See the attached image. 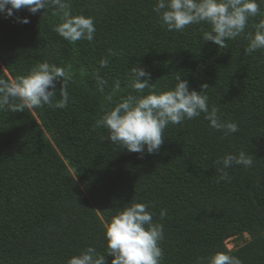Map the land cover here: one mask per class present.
<instances>
[{
    "label": "trees",
    "instance_id": "1",
    "mask_svg": "<svg viewBox=\"0 0 264 264\" xmlns=\"http://www.w3.org/2000/svg\"><path fill=\"white\" fill-rule=\"evenodd\" d=\"M155 3L71 0L74 16L94 17L91 42L59 36L51 8L17 11L27 24L0 14V78L15 80L44 61L71 78L64 109L0 111V264H67L89 245L111 264L105 228L131 202L148 203L164 227L161 264H209L218 252L264 264V49L244 52L246 34L264 19V3L262 15L223 47L204 41L211 30L205 23L168 31ZM105 58L108 66L101 67ZM137 67L159 91L174 88L177 75L190 90L207 84L209 108L217 106L221 120L236 122L239 131L224 137L202 113L169 124L155 154L112 144L95 124L136 94L129 75ZM241 150L253 166L233 165L225 170L230 179L220 180L217 159ZM230 238L244 243L229 250Z\"/></svg>",
    "mask_w": 264,
    "mask_h": 264
},
{
    "label": "clouds",
    "instance_id": "2",
    "mask_svg": "<svg viewBox=\"0 0 264 264\" xmlns=\"http://www.w3.org/2000/svg\"><path fill=\"white\" fill-rule=\"evenodd\" d=\"M260 3H264V0H259V3L258 0H156L153 11L168 31L184 32L193 24L210 25L211 30L203 33L204 41L223 47L226 40H235L245 33L250 18L262 15ZM22 8L32 15L51 8L52 14L60 19L53 30L70 43L94 40V17L74 16L71 0H0V14L5 18L14 17ZM15 19L18 23L30 22L28 17L15 16ZM252 27L255 31L246 34V54L264 49V19ZM108 63L106 58L102 59L100 66L107 67ZM70 79L63 67L48 61L37 63L26 75H20L15 80L0 78V111L18 112L26 108H43L45 105L64 109L70 99L67 90ZM150 80L151 74L145 68H133L129 81L136 94L129 93L96 121L95 128L106 129V139L112 144L128 152L155 154L164 144L163 133L169 124H181L202 113L209 121V126L223 132L224 137L239 131L236 122L221 120L217 106L209 108V97L205 91L209 88L207 84L201 85V91L194 88L190 90L189 82L177 75L174 88L159 91ZM58 82L61 84L60 99L54 101ZM100 83L104 85L107 81L100 79ZM145 89H149L147 94ZM216 164L222 165L218 168L221 174L219 179L228 181L230 178L226 169L233 165L250 168L254 160L241 150L238 154L229 153L218 158ZM149 208L146 202H131L106 225L107 256L114 257L111 264H161L164 227L153 221ZM166 211H160L161 219L165 217ZM67 264H107V261L104 256L97 254L94 246L89 245L79 255L69 258ZM209 264L242 262L238 257L218 252L210 258Z\"/></svg>",
    "mask_w": 264,
    "mask_h": 264
},
{
    "label": "rangeland",
    "instance_id": "3",
    "mask_svg": "<svg viewBox=\"0 0 264 264\" xmlns=\"http://www.w3.org/2000/svg\"><path fill=\"white\" fill-rule=\"evenodd\" d=\"M24 10L25 8H22V11ZM245 238L247 241L250 240V237L247 234H245ZM243 243H244L243 241L237 242L235 239L230 238L226 241V246L229 250H234L236 249V247L241 246Z\"/></svg>",
    "mask_w": 264,
    "mask_h": 264
}]
</instances>
